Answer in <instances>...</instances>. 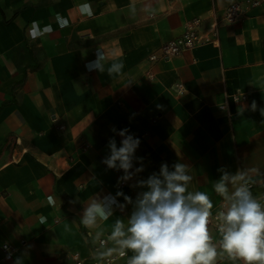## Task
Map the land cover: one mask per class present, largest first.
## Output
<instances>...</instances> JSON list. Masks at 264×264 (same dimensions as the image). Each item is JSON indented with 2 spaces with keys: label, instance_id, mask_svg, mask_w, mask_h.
<instances>
[{
  "label": "crops",
  "instance_id": "obj_1",
  "mask_svg": "<svg viewBox=\"0 0 264 264\" xmlns=\"http://www.w3.org/2000/svg\"><path fill=\"white\" fill-rule=\"evenodd\" d=\"M232 1L0 0V264H74L75 253L128 264L133 253L116 233L147 190L139 181L165 163L187 166L188 190L207 193L211 212L224 200L213 187L224 172L230 192L246 184L264 204V2L242 21H223L218 46L149 59L186 20L200 16L208 30V12L221 17ZM84 3L92 16L79 12ZM34 22L51 32L32 38ZM98 49L105 70L89 71ZM113 64L122 67L109 74ZM237 92L246 98L234 100ZM113 127L141 141L122 186L123 170L102 163L109 139L122 140ZM105 196L115 198L112 214L84 224V208ZM4 242L14 247L9 258Z\"/></svg>",
  "mask_w": 264,
  "mask_h": 264
},
{
  "label": "clouds",
  "instance_id": "obj_2",
  "mask_svg": "<svg viewBox=\"0 0 264 264\" xmlns=\"http://www.w3.org/2000/svg\"><path fill=\"white\" fill-rule=\"evenodd\" d=\"M79 12L89 17L93 15L89 3L79 5ZM57 22L61 28L69 23L59 15ZM51 30L50 25L41 29L34 22L31 36L39 38ZM96 56V60L86 64V68L103 72L102 50L98 49ZM121 67L113 64L108 72L111 74ZM251 107L252 110L256 109L255 101ZM261 111L264 114V109ZM111 131L122 140L118 147L115 137L109 139L107 147L110 155L102 163L109 169L123 170L124 175L119 180L125 182L134 175L131 172L133 158L141 141L129 135L127 128L117 130L113 127ZM136 159L142 162V158ZM135 171H143L142 163ZM229 176L231 174L224 172L213 185L214 190L229 202L227 210L218 213L221 221L218 228L220 247L232 259L242 260L243 264H264V204L253 196L246 184L230 192L226 183ZM191 179L185 164L175 163L169 170L165 163L161 165L159 173L139 181L140 186L147 190L138 193L126 231L118 230L116 233L121 248L133 253L128 264H211L215 259L217 249L210 243L207 227L213 204L207 193L188 190ZM116 195L124 194L118 192ZM124 199L132 203L131 197L125 196ZM109 201L114 203L115 198H93L84 208L82 222L93 225L98 218L106 219L112 214ZM125 254L121 252V255Z\"/></svg>",
  "mask_w": 264,
  "mask_h": 264
},
{
  "label": "built area",
  "instance_id": "obj_3",
  "mask_svg": "<svg viewBox=\"0 0 264 264\" xmlns=\"http://www.w3.org/2000/svg\"><path fill=\"white\" fill-rule=\"evenodd\" d=\"M263 2L264 0H234L226 6L221 17H218L214 10H211L208 12L209 17L212 18L208 30L202 29L203 18L200 16L186 20L184 23L183 32L178 36L164 42L156 52L150 54L149 59L152 61H157L159 59H170L203 44H213L218 46L220 44L219 28L223 21L226 23L242 21L252 9L260 6ZM150 76L153 75L150 74ZM170 89L176 93H181L184 90V85L182 82H174L171 84ZM231 97L234 100L246 98L245 94H242L241 92L233 93ZM221 107H224V105L222 104ZM64 127L65 125H60V128ZM124 184L125 182L119 181L115 185L122 186ZM228 203L229 202L227 200H222L217 209L211 212L209 217V223L207 227L209 236L211 238L210 243L217 249V256L211 261V264H223L229 257V255L220 247V234L218 232V228L221 223L218 213L221 211H226ZM99 244L101 246H105L107 244V238H101ZM2 248L6 252V257L9 258L14 250L13 245L9 242H4ZM121 252H119L118 256H123L121 255ZM114 259V256H107L105 258V262L106 264H109ZM98 263L99 262L97 260L81 258L78 253H75L74 264Z\"/></svg>",
  "mask_w": 264,
  "mask_h": 264
}]
</instances>
